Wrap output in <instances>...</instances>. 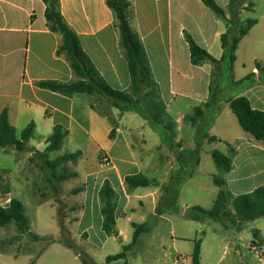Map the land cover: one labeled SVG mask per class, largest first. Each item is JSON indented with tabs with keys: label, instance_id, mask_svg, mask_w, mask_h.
I'll use <instances>...</instances> for the list:
<instances>
[{
	"label": "crops",
	"instance_id": "0c3cea01",
	"mask_svg": "<svg viewBox=\"0 0 264 264\" xmlns=\"http://www.w3.org/2000/svg\"><path fill=\"white\" fill-rule=\"evenodd\" d=\"M129 1L130 26L144 46L166 112H170L171 115H168L175 122L172 142L181 144L180 151L187 150L182 139L183 123L186 122L194 130L192 149L196 130L206 131L208 137L216 138L214 142H202L211 147L210 152L219 146L224 147L225 155L229 147L234 150V155L230 156L232 170L222 174L227 190L237 196L263 186L264 144L245 133L240 126L236 128L237 120L228 102L243 96L253 109L264 111V0H242L240 13L228 25L237 27L247 19L256 21L240 39L232 65L235 82L246 76H251V81L229 93H224V88L218 87L219 111L213 114L212 111L203 110L204 118L195 126L185 117L191 116L195 107L202 108L209 99L213 65L209 62L199 66L190 64L186 36L219 60L223 55L220 37L227 29L225 19L215 15L200 0ZM214 1L223 9L225 18L229 19V0ZM59 3L64 21L77 34L81 48L104 81L113 90L127 91L130 86L127 63L119 46L114 16L105 0H59ZM44 10L45 5L41 0H0V113L3 109L7 110L9 123L16 130L14 122L21 116H28L32 108L35 109L36 117H29L27 125L34 122V132L43 130L45 141L55 125L62 126L68 131L63 142L70 150L67 153L81 152L75 163H79L91 144L97 156V167L101 166L103 170L98 172L97 168L95 172L88 170L84 174V188L79 193L82 216L96 212L101 225L97 193L103 182L108 180L118 194L115 211L117 224L119 216L127 218L126 208L131 204L130 200L136 201L132 211L139 214L142 211L135 207H141L144 200L155 204V192L148 191V188L138 194L135 192L141 188L135 189L130 195L124 188L125 176L140 173L139 164L143 160L138 161L137 158L142 156L147 161L163 146H167L173 155V145L165 144L149 122L138 114L120 111L112 106L102 109L93 103L95 95L74 94L65 97L34 85L42 80L66 83L77 80L66 56L56 55L61 37L48 30ZM257 65L260 69H257ZM238 66L242 68V75L236 76ZM226 68L227 63L220 65L221 70ZM198 75H201L200 79ZM226 86L233 88L238 84L228 80ZM99 124L104 126L101 134L96 130ZM112 128H115V136L110 139ZM154 134L159 136V140ZM99 155L103 156L105 165H99ZM200 166L201 157L193 176L184 183L193 179ZM131 170L134 173H130ZM73 173L77 175L76 179L80 178L79 169ZM191 216H196L195 212ZM203 217L198 215L197 220ZM116 229L120 234L117 225Z\"/></svg>",
	"mask_w": 264,
	"mask_h": 264
},
{
	"label": "rangeland",
	"instance_id": "374dc122",
	"mask_svg": "<svg viewBox=\"0 0 264 264\" xmlns=\"http://www.w3.org/2000/svg\"><path fill=\"white\" fill-rule=\"evenodd\" d=\"M238 68L236 76L242 75V68ZM198 76L200 79L201 75ZM228 80L227 69L214 67L210 76V88H215L217 83L218 87L224 88V93H229L241 86L228 87ZM246 83L245 81L243 84ZM95 97L93 103L100 105L102 109L111 107L109 99L99 95ZM34 110L32 108L28 116H21L14 122L17 138L26 127L27 119L36 117ZM168 114L171 115L170 112ZM235 124L239 129L236 121ZM96 130L99 134L103 133L104 126L99 124ZM182 135L186 149L191 150L194 130L187 122L183 123ZM154 136L159 140L158 135ZM44 138L43 130L35 131L27 143V151L22 153L13 147L5 150L0 148V207H7L11 200H18L24 206L29 220V230L23 235L18 234L13 223L0 227V264H103L107 256L122 252L123 247L131 242L134 231L132 224L146 225L149 231L140 234L136 246L126 253V260L110 264H192L194 241L198 239L202 240L200 264H264V259L260 260L264 258V243H259L253 237V231L256 230L259 232L258 237L264 240L263 218L241 225L222 223L206 216L200 220L190 218L194 213L193 207H212L219 191L213 177L222 178V173L212 161L211 147L207 144H202L200 148V169L192 180L180 185L174 202L176 189L171 187V192L167 194L164 188L180 173L176 161L178 143H173V155L167 146H163L161 151L155 152L147 161L142 156L138 157V161L143 160L139 164L140 173L155 181L148 187V191L155 192V204L144 200L141 207H135L142 211L139 214L132 211V205L136 201L130 200L131 204L126 208L127 218L119 216L117 219L120 234L118 232L117 237H107L100 229L96 212H88L83 217L80 194L71 192L83 187L84 174L88 170L95 172L98 168L94 147L88 145L79 163L65 165L68 172L79 169L80 178L58 182L43 165L70 150L64 143L59 151L48 153L46 158L34 153L33 148L41 152L45 150ZM217 151L225 154L222 146ZM100 158L104 159L102 155H99L98 160ZM103 162L106 163L104 160ZM97 170L100 172L103 167L100 166ZM56 171L58 174L62 173L60 167ZM131 171L130 173H134ZM158 180L164 183L161 184ZM133 191L127 193L130 195ZM145 191L141 188L135 193ZM34 236H38V239Z\"/></svg>",
	"mask_w": 264,
	"mask_h": 264
},
{
	"label": "trees",
	"instance_id": "16d2710c",
	"mask_svg": "<svg viewBox=\"0 0 264 264\" xmlns=\"http://www.w3.org/2000/svg\"><path fill=\"white\" fill-rule=\"evenodd\" d=\"M45 5L44 18L49 31L57 33L61 37L60 45L56 50V55H65L69 62L76 81L66 83L57 80L37 81L34 85L37 88L71 97L74 94L99 95L109 99L111 106L120 111H132L146 119L152 129L157 132L165 144L173 145L172 139L175 135V122L166 112V106L161 98L158 84L154 80L150 63L148 61L144 46L138 34L131 28L129 21V10L131 3L129 0H105L106 6L114 16L115 28L119 35V46L123 52L127 63L130 76V86L127 91L113 90L101 77L88 55L81 48L77 34L66 24L60 12L59 0H41ZM201 3L210 9L215 15L225 19L227 24L226 32L220 37V47L223 55L219 60H215L206 50L198 46L189 36H186L188 44L190 64L199 66L209 62L220 69L222 63H227L229 81L235 84L249 83L251 76H246L240 81L235 82L232 78V65L236 59L235 51L238 43L250 28L256 23L255 20L247 19L239 23L237 27L228 26L235 19L241 10L242 0H229L228 8L230 18L226 19L224 11L214 0H200ZM260 69L259 66H256ZM221 70V69H220ZM212 74V73H211ZM253 75V74H252ZM246 83V84H247ZM209 99L201 107H195L191 116H186L185 120L195 126L204 118V111H212L216 114L219 111L218 84L215 88L209 87ZM231 112L236 117L238 125L247 134L251 135L256 141L264 144V111L253 109L246 97H236L229 102ZM204 110V111H203ZM35 129L34 122H30L21 130L19 138L16 137V130L10 125L7 110L3 109L0 113V148L13 147L17 152L27 151V143L32 138ZM68 131L60 125H55L51 134L46 140L47 146L43 152L35 151L43 157L48 153L59 151L63 145ZM115 136V128L109 133V138ZM214 142L216 138L208 137L206 131L196 130L195 145L191 150H179L182 146L177 144L176 161L179 165V174L173 177L169 186L164 188L165 193L171 192L173 187L176 189L175 199L182 183L193 176L200 161V148L202 142ZM81 152L66 153L57 157L54 161H46L43 167L51 171L52 177L58 182L68 181L77 175L65 169L67 163H75L80 157ZM234 155V150L229 147L228 154L225 155L217 150L211 151L212 161L218 171L222 174L232 170L230 156ZM99 164H103L102 158ZM62 169V173H57V168ZM214 184L219 188L213 205L210 209L198 206L192 208L196 216H191L197 220V216H206L220 222L241 225L244 222L253 221L257 218H264V185L253 189L249 193L233 195L225 187V182L221 177H213ZM155 183L154 180L144 175L132 174L124 177V188L126 192L138 188H148ZM84 187L73 189L72 194H78ZM100 204V215L102 217L100 229L107 237H117L115 211L117 207L118 194L113 189L111 183L105 180L98 193ZM231 206V208L229 207ZM13 223L19 235L27 233L29 230V220L24 212V206L18 200H11L7 207H0V227H5ZM134 229L131 242L123 247L122 252L109 255L103 264H110L117 260H126V253L132 250L137 244L141 233L149 231L146 225L132 224ZM259 232L253 231L254 239L259 243H264L259 237ZM38 239V236H34ZM254 243V241L252 242ZM68 246V245H67ZM71 248V247H70ZM201 239L194 241L191 254L192 264H200ZM124 264H127L124 262Z\"/></svg>",
	"mask_w": 264,
	"mask_h": 264
},
{
	"label": "built area",
	"instance_id": "2783aa9c",
	"mask_svg": "<svg viewBox=\"0 0 264 264\" xmlns=\"http://www.w3.org/2000/svg\"><path fill=\"white\" fill-rule=\"evenodd\" d=\"M102 165H105V164H104V162H103V164H102Z\"/></svg>",
	"mask_w": 264,
	"mask_h": 264
}]
</instances>
